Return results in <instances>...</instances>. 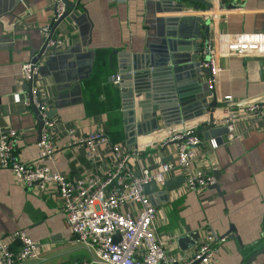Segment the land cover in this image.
<instances>
[{"label":"crops","instance_id":"0c3cea01","mask_svg":"<svg viewBox=\"0 0 264 264\" xmlns=\"http://www.w3.org/2000/svg\"><path fill=\"white\" fill-rule=\"evenodd\" d=\"M68 1L73 4L71 16L59 30L65 44L40 67L42 95L49 99V112L57 123L55 162L45 163L69 177L103 176L114 164L113 153L100 145L95 158H90L87 147L70 145L69 127L76 128L77 137L105 129L114 143L130 149L120 91L113 79L118 71L111 68L110 56L116 64L117 50L140 53L150 43L158 42V17L186 15L184 28L191 30L196 27L193 17L206 8L200 2L188 3L183 12L164 13L160 12L158 0H81L78 6V0ZM207 1L212 2L216 14L208 17L209 41H215L220 33L264 31V0ZM52 16L53 0H0V134L10 129L20 133L16 154L24 162L35 160L41 148L39 116L34 107L24 104L29 91L23 85L21 66L31 60L32 49L42 47V28ZM202 43L204 47L206 42ZM65 51L73 52L60 54ZM219 65L222 70L214 90L219 100L227 94L237 102L264 99V56L225 54L219 58ZM200 81L207 82L204 73ZM193 91L190 93L194 98ZM220 113L218 109L216 114ZM204 116L138 137V143L131 147L140 149L139 156L133 157L136 174L144 165L151 168L159 164L158 157L161 162L171 155L172 147L164 152L157 148L170 131L195 125ZM200 127L203 126L197 129ZM245 127L246 123L239 125L245 133L234 140L228 139L222 125L200 135V157L192 166L211 170L214 175L218 170L221 192L215 187L200 194L175 192L170 194V202L157 205L158 232L170 254L192 252L204 233L211 231L229 237L216 245V259L208 264H244L251 248L263 240L264 130ZM212 139L218 143L216 148L211 147ZM213 164L217 168L213 169ZM20 229L41 249L39 259L25 264H81L92 259V250L78 243L68 229L55 185L50 184L46 192L27 188L10 169L0 167V235ZM181 236L188 237L190 246L186 249L179 243ZM11 246L16 249L18 243L11 242ZM254 264H264V254Z\"/></svg>","mask_w":264,"mask_h":264},{"label":"built area","instance_id":"2783aa9c","mask_svg":"<svg viewBox=\"0 0 264 264\" xmlns=\"http://www.w3.org/2000/svg\"><path fill=\"white\" fill-rule=\"evenodd\" d=\"M212 8L200 10V16L204 20L208 17L214 18L216 14ZM66 10L65 0H53L52 19L42 28L46 40L42 62L52 56L59 46L65 44L66 39L59 33L64 21L58 24L55 33H52V28ZM225 54L264 56V31L251 34L220 33L215 41H209L202 48L199 52L200 57L204 59L201 66L211 70V76H206L210 91L215 92L218 75L222 70L219 58ZM206 57L208 59L205 60ZM42 62L33 63L30 60L21 66V77L25 82L36 78L31 94H27L24 104L36 107L44 120L39 156L31 162L21 161L16 154L20 133L10 129L0 134V167L10 169L17 180L27 188L35 187L40 192H46L50 184L55 185L68 229L78 243L93 252L92 259L81 264H191L196 261H199V264H208L214 261L218 251L216 245L225 242L229 235L205 232L192 252L170 254L167 243L158 232V208L145 194L143 185L155 181L160 187H164L168 179L180 174L184 175L185 182L172 193L194 191L200 194L215 185L217 177L211 170L192 166L200 157L198 147L202 142L201 136L196 132L197 128L206 124L222 125L227 129L229 140L243 137L245 132L239 129L242 123L247 124L246 130H264V99L247 103L237 102L231 94L223 96L221 101L218 98L213 117L208 113L197 122L198 124H187L179 130L174 129L159 143L157 148L167 141L175 140L170 146L173 160L161 163L158 157V168L151 169L144 165L139 170V176L133 166V157L139 156V148L125 149L121 144L114 143L102 128L77 137L76 128L70 126V145L87 147L90 158H95L98 146L105 145L113 153L114 164L103 176L69 177L45 163L55 162L58 146L57 123L47 115L50 101L42 95L40 86L43 80L40 69ZM262 74L264 76V67ZM113 79L114 83L118 84L119 74H115ZM38 93L40 96H37ZM218 109L222 112L219 115L216 114ZM210 144L212 148L218 146L214 139ZM215 168L217 167L213 164V169ZM117 233L120 234V239L115 241L114 236ZM11 242L18 243V247L13 248ZM40 257V244L24 229L7 236L0 235V264H25L28 260Z\"/></svg>","mask_w":264,"mask_h":264},{"label":"water","instance_id":"95a60500","mask_svg":"<svg viewBox=\"0 0 264 264\" xmlns=\"http://www.w3.org/2000/svg\"><path fill=\"white\" fill-rule=\"evenodd\" d=\"M67 10L61 19L53 25L52 33L62 21L71 16V2L65 0ZM203 3L206 10L213 7L211 1L207 0H158L160 12H183L188 3ZM81 0L76 2L80 5ZM199 8L196 6V9ZM186 15L161 16L156 19L159 25L158 36L160 40L153 42L140 53H130L126 50H117V62L110 56L111 68L118 71L120 82L117 88L120 91L123 104V114L127 144L130 148L138 143V137L155 133L163 128L170 129L173 125L188 123L190 119L200 115L213 117L218 106V97L215 92L208 89V83L200 81L201 74L211 76V70L201 66L203 58L199 52L203 48L202 41L206 44L210 40L211 20L202 16H194V24L191 30H185L184 20ZM46 49V40L40 49H32L31 61L33 63L42 62L43 52ZM55 50V47L53 48ZM70 51H65L68 54ZM71 51L70 53H72ZM78 53V52H77ZM59 54V55H60ZM78 57V56H77ZM79 58V57H78ZM208 57L205 58V60ZM74 65V64H73ZM36 83V78L28 82L24 81V88L31 94V89ZM196 92L195 97L190 91ZM213 94L209 100V96ZM40 96V93L37 94ZM39 116L40 140L44 127L39 110L34 107ZM52 117V112H48ZM212 124L203 125L197 129V134L212 129ZM227 132L226 127H224ZM171 133V132H170ZM175 140L167 141L162 147L164 152L173 145ZM173 159V154L163 157L161 163H166ZM155 164L151 169L158 168ZM139 172L136 174L139 176ZM220 172L215 171L217 179ZM185 182L183 174L168 179L164 187H160L155 181L143 185L145 194L149 196L152 203L157 206L170 202V194L179 189ZM221 189L219 184L211 186ZM162 199H159V198ZM115 241L120 239V234L114 236ZM188 237L181 236L179 243L183 249L190 245L187 243ZM264 254V238L254 245L246 256L244 264H254L258 257ZM175 264H179L176 262ZM191 264H199V261Z\"/></svg>","mask_w":264,"mask_h":264},{"label":"bare ground","instance_id":"6f19581e","mask_svg":"<svg viewBox=\"0 0 264 264\" xmlns=\"http://www.w3.org/2000/svg\"><path fill=\"white\" fill-rule=\"evenodd\" d=\"M201 120V119H200Z\"/></svg>","mask_w":264,"mask_h":264},{"label":"rangeland","instance_id":"374dc122","mask_svg":"<svg viewBox=\"0 0 264 264\" xmlns=\"http://www.w3.org/2000/svg\"><path fill=\"white\" fill-rule=\"evenodd\" d=\"M114 78V77H113Z\"/></svg>","mask_w":264,"mask_h":264}]
</instances>
